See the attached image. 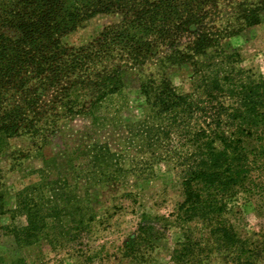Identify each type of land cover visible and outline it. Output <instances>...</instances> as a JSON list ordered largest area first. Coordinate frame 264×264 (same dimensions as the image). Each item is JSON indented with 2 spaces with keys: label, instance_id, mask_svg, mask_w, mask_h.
Segmentation results:
<instances>
[{
  "label": "trees",
  "instance_id": "16d2710c",
  "mask_svg": "<svg viewBox=\"0 0 264 264\" xmlns=\"http://www.w3.org/2000/svg\"><path fill=\"white\" fill-rule=\"evenodd\" d=\"M263 14L264 0H0V157L11 139L26 136L34 145L40 141L41 146L54 135L57 129L49 130L57 114L50 113L49 122L40 113L82 110L85 97L90 103L113 95L122 87L121 76L127 70L144 69L164 47L167 55L157 65H164L160 85L145 92L153 109L150 113L169 114L176 122L180 117L193 121L200 111L177 110L193 94L175 92L165 73L171 62L188 64L196 75V89L206 94L207 104L215 103V110H202L211 126L191 134L193 150L185 159L183 214L178 219L199 220L214 238L211 245L221 251L220 242L223 253H234L237 232L226 218L225 199L230 201L238 189L246 188L252 164L264 159V80L251 74L241 81L232 78L231 72L216 70L239 59L237 53L224 52L223 42L260 24ZM98 15H119L120 21L106 26L87 44L66 42L69 34ZM157 128L149 127L148 133H169L167 128ZM95 160L101 159L95 156ZM2 173L0 164V217L9 211ZM104 174L106 182L112 183L119 180L116 175L121 170ZM84 179L89 186L103 182L90 176ZM54 182L58 187L49 196L44 194L45 182L17 193L16 208L9 214L12 220L25 216L27 224L5 227L17 246L45 240L53 247H63L80 240L96 220L90 188L79 195L78 187L67 184L66 179L51 185ZM68 207L77 212L72 223L81 226L74 232L61 220L60 213ZM144 216L138 236L130 242L150 244L161 235L157 218L151 221ZM48 219L53 221L49 230L54 234L47 232ZM127 248L132 249L131 245ZM181 251L184 253L173 256L178 264L206 260L213 257L206 252L214 253L207 247L197 254ZM237 260L252 264L257 260V248L238 251L230 264H238Z\"/></svg>",
  "mask_w": 264,
  "mask_h": 264
},
{
  "label": "rangeland",
  "instance_id": "374dc122",
  "mask_svg": "<svg viewBox=\"0 0 264 264\" xmlns=\"http://www.w3.org/2000/svg\"><path fill=\"white\" fill-rule=\"evenodd\" d=\"M118 21L119 15L93 17L69 34L66 42L75 46L87 44L106 26ZM222 47L227 54L237 53L239 59L221 64L216 71L231 72L232 78H241V81L251 74L264 80V14L260 24L245 28L223 42ZM159 49V56L144 69L127 70L121 76L122 87L113 95L95 98L89 103L88 97L82 99V93L79 98L82 110L47 109L40 113L43 120L49 122V114H57L49 132L57 131L46 143L40 146L38 141L34 145L26 136L10 140L9 148L0 157L2 184L8 193L6 209L9 210L0 217V264H178L173 256L183 254L181 249L197 254L205 247L214 251L206 252L212 258L181 264H230L238 251L254 248H257V260L252 264H264V159L252 164L246 188L238 189L230 201L225 199L226 218L237 232L234 253H223L220 242L221 251L211 245L214 238L199 220L178 219L183 214L180 207L184 201L185 159L193 150L191 134L211 126L204 120L202 110H215V103L207 104L206 94L196 89V75L188 64L171 62L165 73L175 92L193 94L177 110L200 111L193 121L180 117L175 122L169 114H151L153 109L145 92L160 85L159 73L164 65L161 68L157 65L168 52L164 47ZM203 76L206 77V72ZM154 125L159 126L157 129L167 128L169 133L162 130L148 133V128ZM95 156L101 160L96 161ZM114 170H121V174L116 175L119 180L107 183L104 173ZM86 176L103 182L85 185ZM62 179L76 185L79 195H84L85 187L91 189L96 220L90 229L80 240H71L63 247H53L45 240L32 246H17L5 229L10 225L23 227L27 224L25 216L12 220L9 214L16 208L17 193L45 182L44 194L49 196L58 187L57 182L51 185L52 181ZM76 213L69 207L60 213L70 232L81 228L72 223ZM144 215L151 221L157 218L156 229L161 235L150 244L130 242L138 236ZM52 222L48 219V230ZM179 243L186 245L177 246ZM128 245L132 249H126ZM227 255L229 259H225ZM237 262L239 264V260Z\"/></svg>",
  "mask_w": 264,
  "mask_h": 264
}]
</instances>
